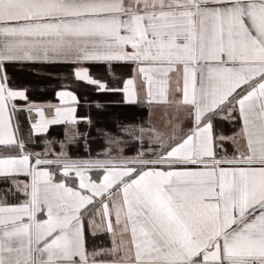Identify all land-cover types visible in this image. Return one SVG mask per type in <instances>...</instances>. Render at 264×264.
<instances>
[{
  "label": "snow or ice",
  "instance_id": "obj_1",
  "mask_svg": "<svg viewBox=\"0 0 264 264\" xmlns=\"http://www.w3.org/2000/svg\"><path fill=\"white\" fill-rule=\"evenodd\" d=\"M0 264H264V0H0Z\"/></svg>",
  "mask_w": 264,
  "mask_h": 264
},
{
  "label": "trees",
  "instance_id": "obj_2",
  "mask_svg": "<svg viewBox=\"0 0 264 264\" xmlns=\"http://www.w3.org/2000/svg\"><path fill=\"white\" fill-rule=\"evenodd\" d=\"M49 70H54L52 72H61L65 71V69H59V68H52ZM18 80V79H16ZM54 88H58L59 84H64L66 86H69L70 89L76 90L77 95L83 98V96H87L90 99L97 98L98 100L103 99V95H96V92L92 91L90 87L85 86L84 84H80L79 87H77L75 84L72 83L70 80H55L53 81ZM89 115H91L96 121V127H105V130H107V127H110L112 119H114L116 116L120 117H132L135 115L131 110L127 109L125 106H107L103 111L97 110L95 108H89L88 109ZM81 131H88L85 124L79 125ZM91 134L95 135V131L91 130ZM49 139H56V141L62 140L64 138V128L63 127H55L51 130V134L48 136ZM83 141H80V145H82ZM43 145H39L36 150H41L43 148ZM70 147L74 148V151L77 152V154H83L82 147L80 146H73L70 145ZM53 148L55 150H59V144L54 143Z\"/></svg>",
  "mask_w": 264,
  "mask_h": 264
},
{
  "label": "crops",
  "instance_id": "obj_3",
  "mask_svg": "<svg viewBox=\"0 0 264 264\" xmlns=\"http://www.w3.org/2000/svg\"><path fill=\"white\" fill-rule=\"evenodd\" d=\"M52 71H54V70H48L50 75H45L41 78H37L35 75L30 74V73L18 72L16 74V79H18L17 83L28 84L31 88H33L34 90H33L32 95L35 96L38 100L51 101L53 103H56V102H58V100L56 99L54 92L57 89L54 88L55 86H54L53 81H55V80L63 81L64 79H62V76L66 73V70L61 71V72H52ZM67 87L69 90H72L69 88V86H67ZM96 95H103V99L98 100L95 97H94V99H90L87 96H83V98H81V100H80V105L78 107V113H82L84 115H89V113H88L89 108L93 107V108L97 109V107H96L97 101L105 102V103H107V106H119L117 104L109 103L110 101L115 99V96L113 94L96 93ZM97 110H99V109H97ZM55 127H63L64 128V136H65V126L64 125H53V126H51L47 136H49V134H51V130ZM50 140L56 141V139H50Z\"/></svg>",
  "mask_w": 264,
  "mask_h": 264
}]
</instances>
